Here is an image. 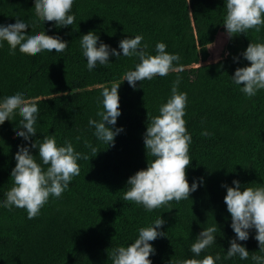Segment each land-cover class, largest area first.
Listing matches in <instances>:
<instances>
[{
  "label": "trees",
  "instance_id": "1",
  "mask_svg": "<svg viewBox=\"0 0 264 264\" xmlns=\"http://www.w3.org/2000/svg\"><path fill=\"white\" fill-rule=\"evenodd\" d=\"M34 0H0V24L26 19L33 27L25 32L44 31L68 42L60 53L42 51L29 54L0 47V96L22 90L25 98L38 106L36 135L23 141L15 133L21 119L18 112L0 123V200L12 185L18 145L27 144L39 163L38 151L31 143L55 134L57 144L69 140L74 150L88 154L79 160L80 174L73 177L60 198L49 197L37 216L29 219L23 208L0 206V264H111V249L132 242L138 228L149 225L159 215L166 222L159 229L165 237L150 242L155 255L152 264H170L177 258H191L190 245L203 228L217 224L215 243L204 255H219L215 264H254L259 252L249 230L241 241L249 258H226L230 228L222 184L232 186L264 183V90L253 97L240 92L231 76L237 67L250 66L242 57L232 56L206 63L209 46L221 31L225 15L224 0H73L72 25L56 27L36 17ZM96 32L100 39L117 48L126 36L143 35L145 51L155 54V44L163 42L166 51L177 54V71L166 76L136 82L135 90L122 81L124 72L138 63L136 57L109 58L107 66L88 71L79 46L81 35ZM245 45L264 42V26L237 35ZM180 78L178 90L187 93L185 127L191 134L190 164L186 167L189 186L203 178L202 186L189 199L172 200L160 208L146 211L124 200L127 179L147 166L152 157L145 150L142 135L152 116L170 96L173 81ZM120 83L121 115L115 127L124 131L114 146L96 140L88 119H97L101 85ZM243 86V84L241 85ZM207 131V136L202 135ZM98 149L95 157L85 146ZM46 167V166H45ZM171 209V210H170Z\"/></svg>",
  "mask_w": 264,
  "mask_h": 264
},
{
  "label": "clouds",
  "instance_id": "2",
  "mask_svg": "<svg viewBox=\"0 0 264 264\" xmlns=\"http://www.w3.org/2000/svg\"><path fill=\"white\" fill-rule=\"evenodd\" d=\"M72 5L73 0H34L33 9L43 24L55 22L56 27H68L75 20L71 14ZM224 8L222 25L229 37L245 34L249 29L259 32L264 26V0H224ZM29 26L33 27L28 20L20 17H16L14 22L0 24V47L7 42L10 51H15L18 46L20 51L29 54L45 50L60 53L68 47V42L59 35H47L45 30L22 31ZM143 39V35L126 36L118 42L117 48H112L96 32L89 31L80 36L79 46L88 71L94 70L98 64L109 65L110 56L117 59L121 56L136 57L139 62L121 77L135 90L137 81L164 77L170 71H177L174 62L180 59L177 54L167 52L163 42H157L155 54H150L145 51L148 45L141 43ZM241 57L250 62V66L237 67L231 81L239 87L240 92L253 97L259 90H264V42H250L243 52L233 58V62L237 63ZM179 83L180 78L177 77L170 96L159 106L158 115L151 117L142 135L145 150L152 159L147 161L146 168L127 179L124 188V200L140 204L146 211L160 208L172 200L189 199L190 193L203 184V178H199L193 179L189 186L186 179L185 169L191 161L188 152L192 138L183 119L187 93L178 90ZM120 85L112 83L110 87L100 86L101 110L96 113L97 119H88V127L94 130L93 136L107 146H114L115 137L124 131L123 127H115L121 115ZM16 112L21 119L15 133L23 141H30L36 135L38 106L26 99L22 90L0 96V123L5 119L10 120ZM201 134L207 136L209 133L203 131ZM85 146L93 157L97 155V147L90 142H86ZM17 148L15 167L10 173L12 185L4 193L5 198L0 200V206L9 210L12 207L23 208L29 219L39 214L50 196L60 198L67 190L73 177L80 174L79 160H90L88 154L74 150L67 139L58 145L54 133L44 136L40 142L36 140L31 143V149L38 151L39 163L27 144L18 145ZM250 185H241L235 179L232 186L221 185L226 189L224 203L231 218L229 226L235 234L229 241L226 258H249L246 247L239 242L249 239L251 229L255 230L253 238L258 242L259 252L264 253V183ZM165 222L159 215L149 225L138 228V235L132 242L112 248L108 253L111 264H152L149 257L155 255L156 250L150 242L166 236L165 232L159 230ZM217 227L215 223L199 232L190 245L191 258H177L170 260V264H215L220 259L219 255L199 257L204 249L215 243ZM251 259L254 264H264V255L253 254Z\"/></svg>",
  "mask_w": 264,
  "mask_h": 264
},
{
  "label": "rangeland",
  "instance_id": "3",
  "mask_svg": "<svg viewBox=\"0 0 264 264\" xmlns=\"http://www.w3.org/2000/svg\"><path fill=\"white\" fill-rule=\"evenodd\" d=\"M213 45V46H212ZM209 46L210 57L208 63H215L221 59L239 55L245 50V45L240 37L234 35L229 37L224 26L218 33L214 43Z\"/></svg>",
  "mask_w": 264,
  "mask_h": 264
}]
</instances>
